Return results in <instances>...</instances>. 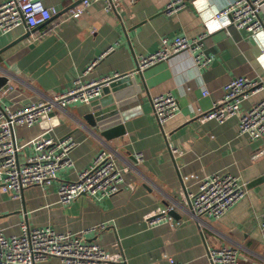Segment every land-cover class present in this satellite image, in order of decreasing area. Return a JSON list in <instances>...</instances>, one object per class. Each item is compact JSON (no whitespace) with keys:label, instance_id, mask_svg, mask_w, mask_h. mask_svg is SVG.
Instances as JSON below:
<instances>
[{"label":"crops","instance_id":"1","mask_svg":"<svg viewBox=\"0 0 264 264\" xmlns=\"http://www.w3.org/2000/svg\"><path fill=\"white\" fill-rule=\"evenodd\" d=\"M43 1L59 9L58 15L30 39L0 53V73L9 74L14 87L38 100L67 91L78 78L91 81L129 73L142 88L141 98L126 110V134L109 142L86 124L83 116L91 111L90 103L81 100L57 110L56 124L48 119L17 126L20 142L44 131L71 136L76 142L70 152L73 165L61 168L50 185L27 187L17 198L0 186V228L6 235L19 234L22 223L81 233L109 253H121L124 261L115 264H170L168 257L185 264H212L208 251L223 245L239 250L241 264H264V180L258 181L264 179V153L256 157L264 149V137L240 133L236 116L224 122L199 118L224 97L230 80L242 75L264 79V35L259 42L235 26L220 28L212 17L214 9L235 0H184L185 6L173 13L166 10L170 0H111V9L106 0H96L79 18L67 16L65 10L82 0ZM28 30L22 24L0 32V50ZM203 33L207 35L199 51L211 56L208 67L198 69L193 53L186 50L136 70L139 56L158 50L162 37L195 38ZM206 90L208 95L203 94ZM166 93L176 97L179 109L161 125L152 100ZM262 98L264 87L245 99L242 108ZM0 104L12 106L6 98ZM104 147L120 166H128L120 191L105 198L83 194L62 203L61 183L76 180ZM33 152L32 145L24 147L20 160ZM226 172L247 183L246 196L221 218L198 221L189 212L190 196L200 179ZM169 206L176 210L173 219H147L152 211ZM101 224L105 228L93 229ZM37 264L63 262L52 256Z\"/></svg>","mask_w":264,"mask_h":264},{"label":"built area","instance_id":"2","mask_svg":"<svg viewBox=\"0 0 264 264\" xmlns=\"http://www.w3.org/2000/svg\"><path fill=\"white\" fill-rule=\"evenodd\" d=\"M93 1L96 0H82L69 9L66 15L79 18ZM106 1L107 7L111 9L112 1ZM263 3L264 0H235L222 9H214L212 17L220 28L235 26L250 32L260 42L264 35V13L261 14ZM185 4L184 0H170L166 10L169 13L177 12ZM58 13L59 9L46 6L43 0H6L0 4V32L8 33L22 24L31 30L50 21ZM206 35L203 33L195 38L184 35L162 37L158 50L139 56L136 69L142 71L186 50L193 53L198 69L206 68L212 61L211 56L199 51ZM118 75L116 73L114 76ZM110 78L91 81L78 78L67 91L39 97L17 109L0 104V186L3 191L17 198L27 187L50 185L61 168L73 165L70 152L76 142L71 136L59 137L51 131H44L29 141L20 142L16 137V127L33 126L44 119L48 120L51 112H57L77 100L90 103L101 95L104 82ZM263 80L245 75L230 80L225 86L224 97L199 118L202 121L216 119L224 122L236 116L240 133H246L252 139L264 137V98L247 109L242 108L245 99L264 87L261 85ZM13 87L8 83L0 88V101ZM203 94L208 95L209 92L206 90ZM152 103L154 115L161 125L173 118L179 109L178 100L172 93L156 95ZM28 145L34 147V152L21 161L20 150ZM262 153L264 149L256 157ZM126 170L128 166H120L110 148L104 147L92 164L79 172L76 180L61 183L60 201L67 204L83 194L95 198L111 197L120 191ZM187 179L189 176L185 177ZM246 194L247 183L240 176L228 172L209 175L200 179L198 190L190 196L189 212L198 221L202 217L219 219ZM173 208H159L152 211L147 219L150 223L171 220L173 217L168 211ZM21 226V232L13 235H6L0 228V264H37L52 256L59 257L63 264H115L124 261L121 253H109L99 243L87 241L81 233L58 232L49 226L31 228L26 223ZM261 226L264 229V210ZM103 228V224L93 227L94 230ZM208 259L212 264H241L239 250L228 245L210 249ZM168 260L170 264H185L173 257H168Z\"/></svg>","mask_w":264,"mask_h":264},{"label":"water","instance_id":"3","mask_svg":"<svg viewBox=\"0 0 264 264\" xmlns=\"http://www.w3.org/2000/svg\"><path fill=\"white\" fill-rule=\"evenodd\" d=\"M74 6H76V3L65 11H68ZM48 22L39 27L28 30L24 35L1 49L0 53L8 50L23 40L30 39L35 31L46 25ZM136 70L139 71L138 69ZM136 79L135 75L129 73H123L111 77L108 81L104 82L101 95L90 102L91 111L83 116L89 128H94L99 136L108 142L124 136L127 132L124 122L127 121L130 114L129 112H126V110H128L129 104L138 105L141 98L140 95L142 88L138 85ZM10 81L11 78L9 74L6 72L0 73V88L10 83ZM261 85H264V80L261 82ZM5 98L12 102V109H17L27 103L36 101V99L29 98L28 95L18 87H13ZM49 116L51 117L50 119L52 120V123L56 124L54 121L58 119L57 113L53 111ZM44 121H47V119H44L41 123ZM261 180L264 179H259L258 181ZM168 214L175 217L176 210L173 208L168 211Z\"/></svg>","mask_w":264,"mask_h":264}]
</instances>
